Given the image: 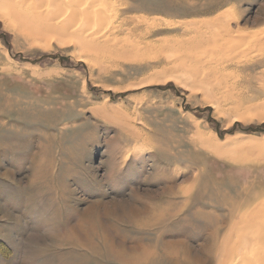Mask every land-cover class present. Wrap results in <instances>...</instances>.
<instances>
[{"label": "rangeland", "instance_id": "rangeland-1", "mask_svg": "<svg viewBox=\"0 0 264 264\" xmlns=\"http://www.w3.org/2000/svg\"><path fill=\"white\" fill-rule=\"evenodd\" d=\"M104 1L112 26L149 28L151 42L228 10L239 14V34L264 38V17L252 21L264 0ZM39 42L0 18V264H213L248 196H264V120H234L199 91L151 81L155 51L90 66L74 43ZM249 57L238 67L256 63ZM102 104L125 111L138 137L95 114ZM236 139L250 147L238 150ZM240 186L248 200L229 216L225 201ZM236 235L228 245L238 246Z\"/></svg>", "mask_w": 264, "mask_h": 264}, {"label": "bare ground", "instance_id": "bare-ground-1", "mask_svg": "<svg viewBox=\"0 0 264 264\" xmlns=\"http://www.w3.org/2000/svg\"><path fill=\"white\" fill-rule=\"evenodd\" d=\"M104 2V0H0V18L8 25L10 23L15 25L26 38L40 41L44 46L50 39L57 40L61 45L74 43L77 48L74 57L86 61L90 66L101 63L99 56L133 61L134 56H140L139 59L136 58L140 60L144 59L141 55L155 51L156 55L153 58L158 63L153 70V79L149 77L151 81L163 82L172 79L175 84L190 91H199L202 101L207 102L208 106H212L217 111L221 109L224 113H236L234 120L237 118L243 121L253 118L264 120V38L257 40L254 38L256 35L250 38L248 35L239 34L240 28L232 27L233 23H238L239 14L228 10L209 21L190 22L181 38L170 36L151 42L145 40V37L151 33L149 28L144 29L142 33L133 34L130 28L128 32H123L120 30L124 23L123 19L116 26H112L107 11L110 4L107 3L106 6ZM109 10L112 11L111 8ZM263 17L264 14H260L252 21L257 22ZM113 27L115 31H111ZM253 52L258 56L256 63L238 67L241 61H251L253 57L249 55ZM258 66L262 67L258 72L248 74ZM98 69L99 72H106L103 65ZM93 112L111 122L127 125L129 134L138 137L139 131L129 123L130 121L128 122L130 117L119 106L112 108L102 104L96 106ZM235 141L232 143L238 150L247 146V143L238 142L237 139ZM252 146L256 147V145ZM203 147L219 155L226 154L228 150L210 140H206ZM262 153L264 156V152ZM244 187H238L235 193L234 199L240 200L226 199L225 203H229L228 215L240 209L248 197L252 203L224 232L225 236L221 238L220 247H216L213 252V264H264L262 248L264 196L258 198L251 195L243 198L242 196H246L247 193ZM218 221L219 218L215 216L211 221V225L214 223L213 226L209 227L212 234V242H209L211 251L215 246L213 238L218 235L217 226L220 225ZM222 221L225 223V220ZM250 232L253 235L251 238L248 237L251 236L248 234ZM237 233L240 234V236L236 235L239 237L238 246L228 245V240ZM251 241L257 248L251 253L244 251L243 248ZM203 262L208 264L206 258Z\"/></svg>", "mask_w": 264, "mask_h": 264}]
</instances>
